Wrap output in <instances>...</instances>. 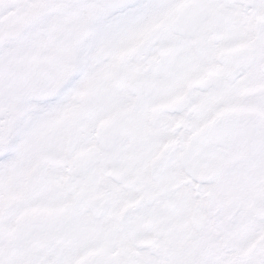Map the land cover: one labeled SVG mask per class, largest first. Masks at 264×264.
Masks as SVG:
<instances>
[{"label": "flooded vegetation", "instance_id": "1", "mask_svg": "<svg viewBox=\"0 0 264 264\" xmlns=\"http://www.w3.org/2000/svg\"><path fill=\"white\" fill-rule=\"evenodd\" d=\"M94 1L117 5L119 0ZM251 8L257 21L248 13ZM167 10L163 27L152 19L143 27L139 12L132 14L133 26L123 30L119 45L118 84L139 111L176 125V137L184 145L191 141L194 151L220 128L218 122L202 132L206 105L213 113L231 105L232 85L242 76L264 80V52L256 56L252 46L254 33L264 29V0H169ZM163 79L164 90L155 91L153 84ZM159 99L167 108H155Z\"/></svg>", "mask_w": 264, "mask_h": 264}, {"label": "rangeland", "instance_id": "2", "mask_svg": "<svg viewBox=\"0 0 264 264\" xmlns=\"http://www.w3.org/2000/svg\"><path fill=\"white\" fill-rule=\"evenodd\" d=\"M40 2L41 0H37V4L33 5L30 0H0V103H8L12 106L22 105V99L25 96H30L33 90L37 89L39 91V89L42 90V87H45V89H47L49 88V85L52 84V80L46 76V73L51 72L49 68L43 69V67H41L40 69V64L33 63H31V65L27 68L24 64L26 62L22 60H11L10 62L9 58L14 54V52H16L17 54L22 52L23 48L21 46L23 45V41L26 40V38L21 35V28L27 27V24L31 23V21L35 17H37L40 12L49 9L52 10V24L49 23L48 26L49 28H53L51 32H53L54 35H58L61 31H64L65 29L70 27L76 28L77 31L83 33L87 22L90 20V13L86 10L87 3L85 0L76 5L73 4V0H70L72 7L57 9L41 7L39 6ZM46 2L51 3L52 0H46ZM22 4H25L27 6L22 7ZM153 10L157 12L154 17L158 16V14L164 13L165 11L164 8H158L156 6ZM53 17L56 18L53 19ZM33 22L34 23L30 26L31 28H39L42 25V23L39 21V18H36V23L35 21ZM75 45L76 43L72 41L69 42V47H75ZM65 56L66 55L62 56V58L65 59ZM65 60H62V63L66 64V62L69 61L68 58L66 61ZM90 68L91 69H89V75L83 79V86L89 87V89L94 82L92 78H96L101 73L100 70L93 69L92 65ZM66 71L67 70H65V72ZM40 73H42L43 75ZM112 94L116 95V93ZM70 99H72V97H69V100ZM63 108L66 109V106H64ZM58 111L61 112V117L54 116L45 124L54 125L56 123H59V120L69 121L68 110H61L60 108ZM108 113L111 112L108 111ZM100 121L101 119L98 115V117L95 118L94 122L99 123ZM234 123L237 125L238 121ZM240 125L241 124L239 123L238 127H240ZM259 129L260 132L264 135V123L259 124ZM246 139L247 138L245 136H237L235 138V141L233 143L234 152L231 153L232 157H239L240 159L245 156L246 149L248 148ZM52 151L56 154L60 153L57 147L53 148ZM226 158L228 157L226 156ZM217 166L221 165L218 164ZM248 168L249 165L245 162L242 164H238L237 171H244V173L241 174V178L238 180V182H236L233 178L226 177L215 179V181L211 183L210 180H207L206 184H208V186L205 191L208 192L210 198L207 196L203 198L196 197L190 190V188L184 187V180H179L176 185L175 180L177 178L174 179V185L171 181L169 182V180L166 179H164L165 183L148 182V184L150 185L149 188L153 191V193L157 192V194H161L162 192H168V196L170 198L173 197L174 199H176L179 202V208L184 209L186 214L182 215L180 211L170 214L164 209L151 208L147 212L143 211L141 213V220H144L149 215L153 214L157 216V220H159L156 229L158 228L159 231H162L166 237L173 236L174 234L185 236V232L187 233V235H193L189 228V216L194 213H199L202 217H205L210 222V225L206 230L207 232L204 231L206 232V235H209L210 237H223L221 231L219 230V227L216 225V217L214 213L215 206L217 208H220L222 200L221 192L217 191V194L214 197L212 194L216 192V190L221 186L223 187V191L227 190L229 192V190L231 189V192H234L233 190H238L240 191V194L245 196L247 192L246 173L248 171ZM94 179L99 183H103V179L98 174V172L94 174ZM144 185H141L140 189L143 188ZM161 190L164 191L161 192ZM68 199L69 198L66 197L60 199V201H65ZM255 224H258V222L254 221L253 217L246 215L242 218L241 223L234 226V228L237 232H239L240 236L245 237L246 241H248L253 235L254 229L251 230V228H253V225ZM122 230L124 231V233L121 237L125 240L126 245H131V237L137 235L138 233H140L142 236L152 234L144 232L142 228L139 229L137 227L129 228V226H126ZM249 231H251L250 236H248ZM195 235L197 234L195 233ZM110 238L111 236H108L107 240H109ZM181 240L182 239H178L179 244ZM169 241L170 240L165 239V243H168ZM6 247V244L3 241H0V250L6 249ZM17 262L20 263L21 260H18Z\"/></svg>", "mask_w": 264, "mask_h": 264}, {"label": "snow or ice", "instance_id": "3", "mask_svg": "<svg viewBox=\"0 0 264 264\" xmlns=\"http://www.w3.org/2000/svg\"><path fill=\"white\" fill-rule=\"evenodd\" d=\"M30 2L33 5L37 4V0H30ZM26 6L27 5L22 4V7H26ZM39 6L57 9V8H69V7H72V4L70 0H52L51 3H47L46 0H41ZM141 7H142L141 4H130L126 7L119 9L117 12L113 13L110 18L111 19H117V18L131 19L132 14H134L136 10ZM55 18L56 17H53V19Z\"/></svg>", "mask_w": 264, "mask_h": 264}]
</instances>
